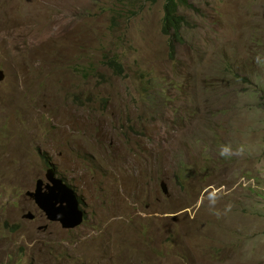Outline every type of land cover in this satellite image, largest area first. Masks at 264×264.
<instances>
[{
    "label": "rangeland",
    "instance_id": "rangeland-1",
    "mask_svg": "<svg viewBox=\"0 0 264 264\" xmlns=\"http://www.w3.org/2000/svg\"><path fill=\"white\" fill-rule=\"evenodd\" d=\"M187 6L171 55L164 0H0V264H264V0Z\"/></svg>",
    "mask_w": 264,
    "mask_h": 264
},
{
    "label": "water",
    "instance_id": "water-1",
    "mask_svg": "<svg viewBox=\"0 0 264 264\" xmlns=\"http://www.w3.org/2000/svg\"><path fill=\"white\" fill-rule=\"evenodd\" d=\"M0 71V79L3 77ZM47 184L39 181L33 192L28 196L34 199L41 211H43L48 220L58 221L65 229H74L83 222V212L79 207V202L74 191L68 188L62 180L55 177V173L50 170L46 176ZM43 186L46 191L42 192ZM164 192L166 187L162 184ZM26 218H33L29 214Z\"/></svg>",
    "mask_w": 264,
    "mask_h": 264
},
{
    "label": "trees",
    "instance_id": "trees-1",
    "mask_svg": "<svg viewBox=\"0 0 264 264\" xmlns=\"http://www.w3.org/2000/svg\"><path fill=\"white\" fill-rule=\"evenodd\" d=\"M151 4H155L157 0H148ZM164 18L162 24V33L169 36V51L171 55L175 54L178 44L182 40V27L184 25L183 16L179 13L181 6H187L189 0H164ZM110 65L115 70H121V65L114 61L108 60Z\"/></svg>",
    "mask_w": 264,
    "mask_h": 264
},
{
    "label": "clouds",
    "instance_id": "clouds-1",
    "mask_svg": "<svg viewBox=\"0 0 264 264\" xmlns=\"http://www.w3.org/2000/svg\"><path fill=\"white\" fill-rule=\"evenodd\" d=\"M164 4H165V1H164ZM109 60H112V59H109ZM115 61V60H114ZM108 62V61H107ZM117 62V61H116ZM120 64V63H119ZM109 67H111L110 65H108ZM112 68V67H111ZM112 69H114V68H112ZM115 70V69H114ZM121 70H122V67H121ZM115 71H120V70H115ZM49 165V164H48ZM48 169H50V170H52L54 173H55V171L51 168V167H49ZM55 177L57 178V179H60V180H62L63 181V183L68 187V188H70V189H72L73 191H74V193H75V195H76V198H77V200H78V202H79V207H80V201H79V197H77V193L75 192V190L70 186V185H68L65 181H64V179L63 178H60V177H58V175L55 173ZM47 184V180H46V183H44V185H46ZM162 184H164V186L166 187V184L164 183V182H162L161 183V189H162V191L164 192V189H163V187H162ZM44 189L46 190V186L44 187ZM165 194H167L168 193V190H167V187H166V192H164ZM80 209H81V207H80ZM82 210V209H81ZM43 212V211H42ZM82 212H83V222H82V224L85 222V214H84V211L82 210ZM43 214H44V216L46 217V219H47V221L48 222H51V223H59L60 225H61V227L63 228V226H62V224L60 223V222H58V221H50V220H48V218H47V216H46V214L43 212ZM33 216V218H27V219H34L35 218V216L34 215H32ZM81 224V225H82ZM80 225V226H81ZM46 227V226H45ZM65 229V228H64ZM67 231H70V230H73V229H66Z\"/></svg>",
    "mask_w": 264,
    "mask_h": 264
},
{
    "label": "flooded vegetation",
    "instance_id": "flooded-vegetation-1",
    "mask_svg": "<svg viewBox=\"0 0 264 264\" xmlns=\"http://www.w3.org/2000/svg\"><path fill=\"white\" fill-rule=\"evenodd\" d=\"M85 214V213H84ZM85 219H86V215H85Z\"/></svg>",
    "mask_w": 264,
    "mask_h": 264
},
{
    "label": "bare ground",
    "instance_id": "bare-ground-1",
    "mask_svg": "<svg viewBox=\"0 0 264 264\" xmlns=\"http://www.w3.org/2000/svg\"><path fill=\"white\" fill-rule=\"evenodd\" d=\"M37 1V0H36ZM111 146V145H110ZM104 156V155H103ZM131 171V170H130Z\"/></svg>",
    "mask_w": 264,
    "mask_h": 264
}]
</instances>
